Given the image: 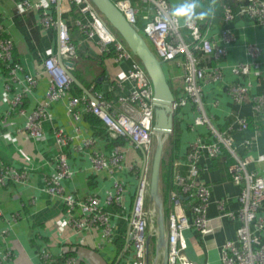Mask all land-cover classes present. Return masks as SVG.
I'll use <instances>...</instances> for the list:
<instances>
[{"label":"crops","instance_id":"obj_1","mask_svg":"<svg viewBox=\"0 0 264 264\" xmlns=\"http://www.w3.org/2000/svg\"><path fill=\"white\" fill-rule=\"evenodd\" d=\"M169 1L172 6H176L182 0ZM19 2L20 0H0V35L11 36L14 41V58L17 59L15 61L21 64L24 71L37 75L38 83L23 96L22 105L13 106V96L23 90V85L10 80L9 68L0 61V169L10 167L15 172L25 173L24 180L7 179L4 184L0 183V264H45L41 258L44 251L52 256L47 264H61L66 255L74 257L76 264H130L135 257L130 219L139 181L145 167L149 165V159L144 167L142 149L126 138L114 144L98 116L95 117L98 122L94 118L89 120L92 112L85 103L81 102L78 106L79 118L69 111L68 104L74 96L92 99L98 94L102 100L109 102L128 96L135 88V83L127 79L133 60L117 61L114 52H103L98 40L88 39L76 25L78 18L87 17L81 14L73 17L70 21L73 27L69 30L77 51L70 61L72 66L74 61L78 63L82 78H77L72 70L71 73L78 81L73 80V83L81 90L72 88L62 99L49 104L42 136L30 137L26 130L28 114L40 103L48 102L47 91L51 85V77L44 70L43 61L57 52V30L55 27H43L40 22L41 12L37 9L19 12ZM47 7L49 11L56 10L54 5ZM70 8L68 3H64L62 12L67 13ZM221 27L222 23L215 22L212 31H218ZM231 27L237 33V41L221 62L225 66L224 79L205 86V105L217 128L229 130L237 151L250 157L248 168L264 176V114H255L251 104L234 103L225 91L226 84L236 79L230 66L251 61L246 51L250 43H256L263 49L259 73L253 72L248 78L252 82L251 92L260 94L264 91V81L259 83L258 80V76L264 78V24H259L248 16H238ZM165 70L169 81L180 92L183 86L182 71H175L168 64L165 65ZM24 71L18 74L20 78H24ZM8 81L10 90L6 89ZM180 111L184 123L176 163L183 160L188 144L197 135L208 138L205 127H200L197 131L190 130L189 124L195 116L191 104L181 107ZM237 117H246L249 128L240 130ZM58 131L69 138L64 150L72 173L69 178L62 180L64 192L82 199L97 196L101 208L110 216V236H107L102 227L86 226L80 231L74 229L68 222L64 200L49 195L47 191L48 179L58 173L56 160L61 151L56 139ZM100 131L103 132L99 134ZM244 139H250L253 143L249 152L241 146ZM87 141L91 142L85 144ZM116 146L124 153L122 167L97 169L93 163L95 154L111 155ZM126 149L137 150L139 156L129 159L124 152ZM232 161L230 154L224 152L217 158L203 162L205 168L201 172V179L211 188L207 210L211 219L209 230L205 234H199L193 229L185 231L187 253L197 264H223L221 247L226 239L236 238L239 220L221 217L216 204L217 199H226L228 209L236 210L240 206V186L233 182L228 172V165ZM178 168L183 173L187 170L183 165ZM148 172L151 174L149 166ZM116 182L123 187L120 203L109 202L110 196H116ZM147 207L153 209L148 198ZM151 234L155 235H149ZM152 236L148 264H160L163 251L158 255ZM151 244H154L153 248Z\"/></svg>","mask_w":264,"mask_h":264},{"label":"built area","instance_id":"obj_2","mask_svg":"<svg viewBox=\"0 0 264 264\" xmlns=\"http://www.w3.org/2000/svg\"><path fill=\"white\" fill-rule=\"evenodd\" d=\"M42 0L32 2L20 0L19 12L25 13L37 9L40 22L44 28L55 27L57 30V52L46 57L43 61L44 70L51 77V85L47 91V104L40 103L27 117L26 130L30 137L40 138L43 133V123L48 116V105L63 98L71 89L73 78L70 76L73 66L67 62L76 54L77 47L73 41L68 21L63 18L62 5L68 3L69 7L76 4L81 15L87 19L78 18L76 25L88 39H97L103 52H114L116 60L131 59L132 65L127 79L135 83V88L128 96H121L115 102L102 100L97 94L96 98L87 99L74 96L69 100V111L79 118L78 106L85 103L87 109L97 115L113 137H124L136 147L145 150L148 157L153 149L155 107L153 105L154 88L152 81L144 66L135 59V54L126 43L107 25L99 10L91 0ZM124 13L127 20L138 31L144 33L146 40L150 41L157 57L164 62L177 61L182 70L184 93L175 98L173 108L191 104L195 111L193 121L189 124L191 131L205 127L208 138L197 135L188 144L185 158L175 163L174 184L176 186L170 193L169 202L172 207L166 220L169 259L168 264H197L187 253L188 241L185 231L193 229L199 234L209 230L210 218L207 210L211 200V188L201 179V172L205 168L203 162L214 159L228 152L232 162L228 165V172L234 183L240 186L238 200L240 206L228 209L226 199H217L216 204L221 217L239 220L236 228V238L226 239L221 247L223 264H264V176L256 170H250L248 164L251 159L248 155H241L234 147V139L229 130L222 131L213 122L208 113L204 100V88L209 83H216L224 79L225 66L222 65L229 53L230 47L237 41V33L231 27L238 16H248L259 24H264V0H216L221 4L223 13L222 27L213 32L214 21L206 24L196 21L190 26H182L183 21H176L171 17L173 8L169 0H113ZM191 2V0H189ZM54 5L55 11H49L47 6ZM70 8V10H71ZM212 19L215 18L213 11ZM206 24V25H204ZM205 26V27H203ZM189 32L188 39L184 37L181 29ZM14 41L9 35L0 37V61L9 68L11 81L23 85V90L14 94L13 106L23 103V96L32 90L38 83V76L33 72L24 71L21 64L14 59ZM249 62H238L230 66L236 79L225 86V91L234 103L251 104L255 114H264V91L260 94L251 92L252 82L248 80L253 72L259 73L261 66L260 56L263 49L256 43L246 47ZM24 71V78L19 73ZM259 83L264 78L258 76ZM6 89L10 90L8 81ZM24 110L22 109L21 112ZM240 130L249 128L246 117H237ZM57 144L61 151L57 156V176L48 179V193L54 197H61L65 203V212L69 224L80 231L84 227H102L107 236L112 233L110 216L100 206L97 196L86 199L77 197L72 193H65L62 180L69 178L72 173L64 147L68 145L69 138L62 131L56 132ZM87 141L85 144H89ZM242 148L249 152L253 146L250 139H244ZM124 153L116 146L111 155L96 153L93 157L94 166L102 168H121ZM148 164V163H147ZM183 165L186 173L180 171L178 166ZM148 166L140 178L135 194V200L130 219L131 238L135 250V257L130 264H148L147 234L153 233L151 224L155 223V212L147 207L150 175ZM7 179L24 180L25 173L15 172L13 168L0 169V183ZM116 196L109 197V202L120 203L123 196V187L115 183ZM149 236V235H148ZM45 264L51 261L49 252L41 253ZM64 264H76L74 257H68Z\"/></svg>","mask_w":264,"mask_h":264},{"label":"water","instance_id":"obj_3","mask_svg":"<svg viewBox=\"0 0 264 264\" xmlns=\"http://www.w3.org/2000/svg\"><path fill=\"white\" fill-rule=\"evenodd\" d=\"M91 2L118 31L130 50L139 58L153 84L154 95L152 102L155 107L154 132L156 145L152 156L148 200L155 212V236L158 255L163 251V260L160 264H168L169 251L164 198L161 191V167L166 139L172 133L174 127L175 110L173 103L175 95L171 89L163 61L157 57L145 37L127 20L114 1L91 0ZM67 64L72 66L71 62H67ZM69 74L75 82H78L71 72ZM142 152L145 167L149 157L144 149H142ZM151 236L152 234L147 239L148 249Z\"/></svg>","mask_w":264,"mask_h":264},{"label":"trees","instance_id":"obj_4","mask_svg":"<svg viewBox=\"0 0 264 264\" xmlns=\"http://www.w3.org/2000/svg\"><path fill=\"white\" fill-rule=\"evenodd\" d=\"M134 2L136 3L137 0H134ZM184 2H185V0H182V1L179 2L178 5L183 4ZM200 3L205 8H211L212 7V9H213V11L215 13V18L214 19H212L211 16L206 19V21H207L206 24L209 23L210 21H214V22H218L220 24L221 23L223 24V19H222L223 13H222L221 4H220L219 1H216V0H200ZM178 5H176V6H178ZM198 11H199V9H198ZM80 14L81 13H80L79 7L76 4H74V5H72V8H71L70 11H68L67 13L63 14V18H66V19L68 18L67 21L69 23V27L71 28V27H73V25L71 24L70 21L72 20L73 17H79ZM101 15H102L103 19L105 20V22L107 23V25L118 35L119 38L122 39V37L118 33V31L109 23V21L103 16L102 13H101ZM206 24H204V25H206ZM203 27H205V26H203ZM139 32L141 33L140 29H139ZM142 35L144 36V34H142ZM0 37H2V35H0ZM147 42L150 45V47L152 48V50L155 52V48H153L154 47L153 44L150 41H148V40H147ZM13 54H14V51H13ZM134 56H135V59H137L142 64V62L139 60V58L136 55H134ZM14 59L17 60L16 58H14ZM166 64H168L169 67L174 68L175 71L177 69H180L182 71V73H183V70L179 66L177 67V61L176 60L169 61V62H164V68H165ZM4 67H5V65H4ZM71 70H72V73L77 78H79V79L82 78L81 77V71L79 70V65L75 61L73 63V68ZM182 81H183V78H182ZM169 83H170L171 89H172V91H173V93L175 95V98L180 97L184 93V85L182 86V89L179 92V91H177L174 88V86L172 85V83L170 81H169ZM72 88L81 90L76 83H72L71 89ZM180 110H181V107L177 108L175 110L173 131L169 135L168 141L165 143L164 155H163V159H162V167H161V176H162L161 182H162V186H161V191H162L163 198H164L166 220H167V217L169 216L170 211L172 209V207L170 205V202H169V198H170L171 191L176 188V186L174 184L175 163H176L177 159H179L178 156H177V152L181 149V136H182L184 121L182 119V116H181L182 112ZM95 117H97V115L92 113V114L89 115V120L92 121V118L95 119ZM95 122H98L97 118L95 119ZM100 123L102 124L103 122L100 121ZM102 126H103V124H102ZM104 126H103V128H105L106 131H108L106 126L105 127ZM105 129H104V131H105ZM102 132L103 131H100L99 134L102 133ZM108 135L111 136L112 141H114L113 142L114 144H118L120 139L124 138V137H121V136L112 137V135L109 133V131H108ZM184 158H185V154L182 156V159H184ZM152 238H153L152 240L155 243L156 242V236L153 235ZM67 256L68 255H66L64 260L61 259V260H63L61 264L65 263L66 259L68 258ZM69 257H71V256H69Z\"/></svg>","mask_w":264,"mask_h":264},{"label":"clouds","instance_id":"obj_5","mask_svg":"<svg viewBox=\"0 0 264 264\" xmlns=\"http://www.w3.org/2000/svg\"><path fill=\"white\" fill-rule=\"evenodd\" d=\"M212 15V7L205 8L200 0H191V2L185 0L183 4L173 6L171 9V17L176 21H183L182 26H190L196 21H204Z\"/></svg>","mask_w":264,"mask_h":264},{"label":"rangeland","instance_id":"obj_6","mask_svg":"<svg viewBox=\"0 0 264 264\" xmlns=\"http://www.w3.org/2000/svg\"><path fill=\"white\" fill-rule=\"evenodd\" d=\"M181 31H182V34L184 35V37L186 38V39H188V34H189V32H188V30L186 29V28H182L181 29ZM141 33L142 34H144L142 31H141ZM147 39V38H146ZM152 46V45H151ZM154 48V47H153ZM168 139H169V136L167 137V139H166V142L168 141ZM155 145H156V137H155V135L153 136V149H152V153L149 155V167L151 168V163H152V156H153V153H154V149H155ZM124 152H126V155L128 156V158L129 159H133V157H138L139 156V153H138V151L137 150H135V149H131V150H127L126 149V151L124 150ZM139 160V159H138ZM150 171V170H149ZM149 175H150V172H149ZM154 217H155V215H153V219H154ZM151 229L153 230V232H155L156 231V224L153 222L152 224H151ZM148 235L149 234H147V237H148ZM154 247V244H151V248H153ZM161 255V258H162V254H160ZM155 257V256H154Z\"/></svg>","mask_w":264,"mask_h":264}]
</instances>
